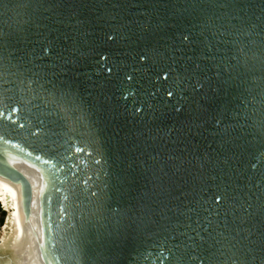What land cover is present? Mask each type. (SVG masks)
Masks as SVG:
<instances>
[{
    "label": "water",
    "instance_id": "water-1",
    "mask_svg": "<svg viewBox=\"0 0 264 264\" xmlns=\"http://www.w3.org/2000/svg\"><path fill=\"white\" fill-rule=\"evenodd\" d=\"M0 264H264V0H0Z\"/></svg>",
    "mask_w": 264,
    "mask_h": 264
},
{
    "label": "snow or ice",
    "instance_id": "snow-or-ice-1",
    "mask_svg": "<svg viewBox=\"0 0 264 264\" xmlns=\"http://www.w3.org/2000/svg\"><path fill=\"white\" fill-rule=\"evenodd\" d=\"M169 95H171V93H169Z\"/></svg>",
    "mask_w": 264,
    "mask_h": 264
}]
</instances>
